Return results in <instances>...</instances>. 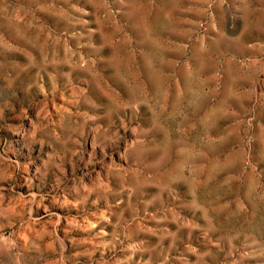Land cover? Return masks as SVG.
Here are the masks:
<instances>
[{
	"label": "rangeland",
	"instance_id": "1",
	"mask_svg": "<svg viewBox=\"0 0 264 264\" xmlns=\"http://www.w3.org/2000/svg\"><path fill=\"white\" fill-rule=\"evenodd\" d=\"M0 264H264V0H0Z\"/></svg>",
	"mask_w": 264,
	"mask_h": 264
}]
</instances>
